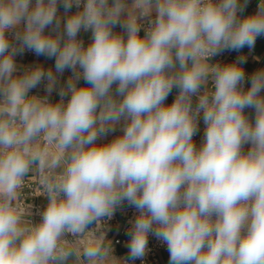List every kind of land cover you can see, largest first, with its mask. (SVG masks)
Instances as JSON below:
<instances>
[{"label":"clouds","instance_id":"1","mask_svg":"<svg viewBox=\"0 0 264 264\" xmlns=\"http://www.w3.org/2000/svg\"><path fill=\"white\" fill-rule=\"evenodd\" d=\"M246 5L0 0V264H129L149 235L169 264H264V68L245 88L246 57L211 62L264 36V0L241 17ZM26 50L55 70L18 72ZM28 187L47 200L38 223ZM125 203L127 258L105 230Z\"/></svg>","mask_w":264,"mask_h":264},{"label":"built area","instance_id":"2","mask_svg":"<svg viewBox=\"0 0 264 264\" xmlns=\"http://www.w3.org/2000/svg\"><path fill=\"white\" fill-rule=\"evenodd\" d=\"M71 11L74 13L77 11V9L75 7H73ZM144 24H145V26H147V21H144ZM85 33L86 32L82 30L78 34V39L82 40L84 42L85 46H87L86 40L84 38ZM141 35H143V31L141 32ZM34 55H35L34 52H30V51L26 50L22 55H18L16 58H18V57H32ZM240 56H242V55L238 51H225V52L221 53L220 55L213 57L212 60L214 61L213 63L219 62V63L223 64V63H227V62H229V63L233 62L236 59H238V57H240ZM28 67H31V66L30 65L25 66V68H28ZM45 70H47V69L45 68ZM245 74H246V81H245L244 87L247 88L250 86V80H248L247 78L250 77L251 74L247 71H245ZM71 75H72L71 71L67 70L65 75H64L62 84H64V82ZM82 82L84 83L83 80H82ZM45 85H46V81H43L40 84V90L42 92H46L45 91ZM177 91L178 90L172 91V93H171L172 101L175 98ZM52 96L54 97L52 101L55 102V101L59 100V96H58L57 91H54L52 93ZM201 122H202V118L200 120V124H201ZM199 127H200V125H199ZM202 138L203 137L201 136L200 131H199L196 134V136L194 137V140H195L197 146H199L200 143L202 142ZM245 148L247 149V146H245ZM29 184L34 185L35 180H30ZM25 195H26V198L28 199V202L33 205V208H32L33 215L29 218L32 219L33 221L39 222L40 216L38 215V213L43 210L42 201L47 203V200L42 196H36L33 187L26 188L25 189ZM136 215H137L136 209L128 207L127 204L125 203L121 208L117 209V211H116L115 215L112 217V219L108 220L106 222L107 235L112 236V241L114 244L127 246V244L129 243V239H130L126 235V232H127L128 228L130 227L129 221L134 220ZM165 255H169L167 248H166V245L162 244L155 237L149 235L148 252H147L146 256L143 257L142 259H136L135 262L137 264H169L168 261H166L164 259Z\"/></svg>","mask_w":264,"mask_h":264},{"label":"crops","instance_id":"3","mask_svg":"<svg viewBox=\"0 0 264 264\" xmlns=\"http://www.w3.org/2000/svg\"><path fill=\"white\" fill-rule=\"evenodd\" d=\"M128 2L130 3L131 0H128ZM241 3H243V0H241ZM259 3H260V0H247V5L244 8V11L242 13H240V16L243 17V16L254 14L258 9ZM58 14L61 17L64 16V9L62 6L59 7ZM46 31H48V30H46ZM114 31L115 32H121L122 29L119 27H116L114 29ZM84 38L86 40V43L88 44L91 40V32L90 31L86 32L84 34ZM238 52L241 53L242 56L246 57V63L243 65V67H244L245 71L249 72L251 75L255 71L264 68V36H260L257 38L256 44L252 49H248L247 47H245L244 49H242ZM211 62L213 63L214 61L212 60ZM16 63H17L18 72H23L26 65H30L32 67V66L37 65V64L42 65L46 69L51 68L53 71L55 70L54 58L50 59V58H47L45 56H37L36 54L32 57H18V58H16ZM227 63H229V62H227ZM66 71L67 70H65V72L62 75L58 76L57 88L62 84V81H63V78H64ZM80 84L81 85L84 84L82 82V80L80 81ZM173 90H177V89L174 88ZM30 94H35V95H40V96L47 95L46 92H42L40 90V85L37 88L32 89ZM53 98L54 97L51 94L50 99L53 100ZM171 102H172V99H171V94H170L166 100V103L170 104ZM246 113L249 115L250 118L254 119V110L253 109H246ZM203 129H204V124H203V120H202V122L200 124V134L202 137H203ZM119 134H121L120 133V126H117V129L115 132L109 133L106 137H103L99 142L100 143L108 142L114 136L119 135ZM46 204H47L46 202L42 201L43 208L46 206ZM33 222L38 223L37 221H33ZM89 227L94 228L95 225H90ZM105 230L107 231L106 226H105ZM107 239H109L112 243L114 255H116L117 257H124V258L128 257L129 250H128L127 246L114 244L112 241L111 235H107ZM129 264H137V263L135 261L134 262L130 261Z\"/></svg>","mask_w":264,"mask_h":264},{"label":"rangeland","instance_id":"4","mask_svg":"<svg viewBox=\"0 0 264 264\" xmlns=\"http://www.w3.org/2000/svg\"><path fill=\"white\" fill-rule=\"evenodd\" d=\"M164 259H165L166 261H168V263H169V255H165V256H164Z\"/></svg>","mask_w":264,"mask_h":264}]
</instances>
